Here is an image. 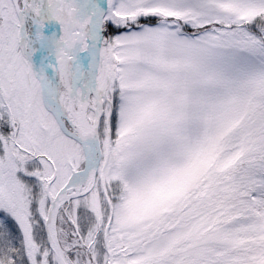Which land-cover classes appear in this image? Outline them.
Returning <instances> with one entry per match:
<instances>
[{
  "label": "snow or ice",
  "instance_id": "1",
  "mask_svg": "<svg viewBox=\"0 0 264 264\" xmlns=\"http://www.w3.org/2000/svg\"><path fill=\"white\" fill-rule=\"evenodd\" d=\"M0 264H264V0H0Z\"/></svg>",
  "mask_w": 264,
  "mask_h": 264
}]
</instances>
